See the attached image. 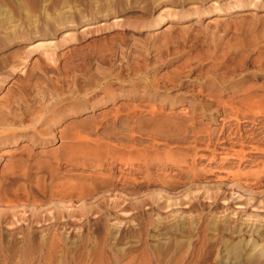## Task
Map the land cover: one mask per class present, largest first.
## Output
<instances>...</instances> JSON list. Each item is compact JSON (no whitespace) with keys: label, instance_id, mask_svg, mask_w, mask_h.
<instances>
[{"label":"rangeland","instance_id":"374dc122","mask_svg":"<svg viewBox=\"0 0 264 264\" xmlns=\"http://www.w3.org/2000/svg\"><path fill=\"white\" fill-rule=\"evenodd\" d=\"M225 263L264 264V0H0V264Z\"/></svg>","mask_w":264,"mask_h":264},{"label":"bare ground","instance_id":"6f19581e","mask_svg":"<svg viewBox=\"0 0 264 264\" xmlns=\"http://www.w3.org/2000/svg\"><path fill=\"white\" fill-rule=\"evenodd\" d=\"M67 36H68V35H67ZM50 45H51V43H48V44H47V43H43V42H42V43L36 45V47H38V48H45V47H48V46H50ZM234 245H235V244H234ZM254 246H255V245H254ZM236 247H237V246H236ZM236 247H235V248H236ZM239 250H240V249H238L237 252L234 251V252H235V253H234L235 256L238 255V251H239ZM241 251H242V249H241ZM239 254H241V253H239ZM262 255H263V254H262ZM232 256H233V254H232ZM228 258H229V257H228ZM232 258H233V257H232ZM235 259H236V258H235ZM233 260H234V258H233ZM230 261H232V260H230ZM226 262H227V260H226ZM232 262H233V261H232ZM225 264H227V263H225ZM231 264H233V263H231Z\"/></svg>","mask_w":264,"mask_h":264}]
</instances>
